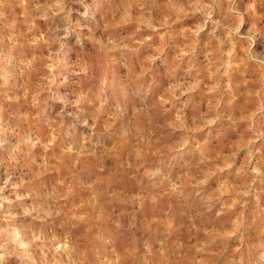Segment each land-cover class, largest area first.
<instances>
[{"label":"rangeland","instance_id":"374dc122","mask_svg":"<svg viewBox=\"0 0 264 264\" xmlns=\"http://www.w3.org/2000/svg\"><path fill=\"white\" fill-rule=\"evenodd\" d=\"M0 264H264V0H0Z\"/></svg>","mask_w":264,"mask_h":264}]
</instances>
